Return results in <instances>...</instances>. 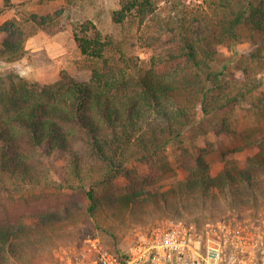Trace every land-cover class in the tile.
I'll list each match as a JSON object with an SVG mask.
<instances>
[{"label":"trees","instance_id":"trees-1","mask_svg":"<svg viewBox=\"0 0 264 264\" xmlns=\"http://www.w3.org/2000/svg\"><path fill=\"white\" fill-rule=\"evenodd\" d=\"M11 6L5 0V7ZM63 11L31 13L25 21L14 17L0 25L6 33L0 66L27 54L31 31L25 22L51 34L68 31L81 53L99 62L87 81L66 71L49 84L14 72L0 77V264H13L31 244L42 243L48 231L94 217L104 204L143 208L166 206L170 199L205 204L218 192L235 199L236 190L262 188L264 135L255 139L257 151L245 165L228 163L216 175L205 153L184 150L181 165L187 176L163 192L146 190L132 162L148 165L154 184L167 169L166 147L197 115L225 112L259 87L232 88L211 65L223 46L264 38V0H202L192 7L173 1L165 22L170 36L146 67L125 57L121 44L93 21L61 22ZM153 11L152 0H120L112 18L122 23L135 14L144 20ZM57 152L66 158L60 181L50 162ZM117 176L131 185L117 187ZM25 216L35 225L26 224Z\"/></svg>","mask_w":264,"mask_h":264},{"label":"rangeland","instance_id":"rangeland-1","mask_svg":"<svg viewBox=\"0 0 264 264\" xmlns=\"http://www.w3.org/2000/svg\"><path fill=\"white\" fill-rule=\"evenodd\" d=\"M173 1L177 0H152L154 11L151 16L141 20L132 14L122 23H116L112 18L113 12L120 7V0H71L70 3L66 0L43 3L20 0L10 14L25 21L31 13L48 14L64 8L61 22L93 21L104 34L111 35L121 44L125 57H132L146 67L151 57L161 52L165 39L170 36L165 22ZM178 1L192 7L202 0ZM4 16H0V25ZM25 26L31 31L26 42L28 52L13 66L1 64L0 77L14 72L31 82L49 84L60 77L61 71H66L78 81L90 79L99 62L83 55L68 31L51 34L29 22H25ZM5 35L0 31V44ZM211 67L221 72L223 82L232 88L246 83H257L259 87L225 112L197 115L185 132L166 147L164 160L167 169L154 184H150L149 166L132 162L146 190L166 191L177 179L187 176L181 165L184 150L194 156L205 153L211 175H216L231 162L245 165L247 157L257 151L255 139L264 135V101L259 102L264 93V38H241L223 46ZM50 162L54 178L60 181L66 162L64 154H53ZM114 183L119 188L131 185L125 176H117ZM223 196L218 192L205 204L180 199H170L166 206L148 204L143 208H110L104 204L94 217L82 216L48 231L42 243L31 244L27 254L23 257L18 254L13 264H60L63 254L79 252L89 239L95 238L111 249H122L133 244L152 224L166 216L183 218L199 227L208 221L242 223L256 230L257 236H264V184L256 193L252 189H239L235 199L233 195L229 199ZM24 221L35 225L32 217L25 216Z\"/></svg>","mask_w":264,"mask_h":264},{"label":"built area","instance_id":"built-area-1","mask_svg":"<svg viewBox=\"0 0 264 264\" xmlns=\"http://www.w3.org/2000/svg\"><path fill=\"white\" fill-rule=\"evenodd\" d=\"M256 233L242 223L208 221L199 227L166 216L128 247L116 251L89 239L79 252L63 254L60 264H237L240 250L263 239Z\"/></svg>","mask_w":264,"mask_h":264},{"label":"flooded vegetation","instance_id":"flooded-vegetation-1","mask_svg":"<svg viewBox=\"0 0 264 264\" xmlns=\"http://www.w3.org/2000/svg\"><path fill=\"white\" fill-rule=\"evenodd\" d=\"M262 238H254L259 243H250L243 251L240 250L237 264H264V236Z\"/></svg>","mask_w":264,"mask_h":264},{"label":"crops","instance_id":"crops-1","mask_svg":"<svg viewBox=\"0 0 264 264\" xmlns=\"http://www.w3.org/2000/svg\"><path fill=\"white\" fill-rule=\"evenodd\" d=\"M20 0H11V3L13 4V6L11 7H5V0H0V8L4 7L3 11L0 13V16H4V20L3 22L7 21V20H10L12 18H14L16 15L15 14H10L12 12V9L14 8L15 4L16 3H19ZM40 1V0H39ZM52 1H55V0H51V1H47V2H52ZM41 2V1H40ZM43 2H46V1H43ZM42 2V3H43ZM6 10V11H5ZM7 12V14H5V12ZM15 15V16H14ZM1 18V17H0ZM28 48V47H27ZM9 66H13L15 65V62L12 63V64H8Z\"/></svg>","mask_w":264,"mask_h":264}]
</instances>
